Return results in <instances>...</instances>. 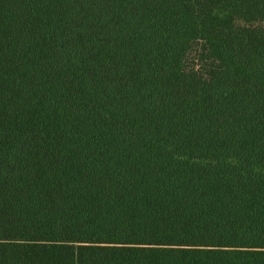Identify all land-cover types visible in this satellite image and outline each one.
<instances>
[{
    "label": "trees",
    "instance_id": "obj_1",
    "mask_svg": "<svg viewBox=\"0 0 264 264\" xmlns=\"http://www.w3.org/2000/svg\"><path fill=\"white\" fill-rule=\"evenodd\" d=\"M0 264H264V0H0Z\"/></svg>",
    "mask_w": 264,
    "mask_h": 264
}]
</instances>
